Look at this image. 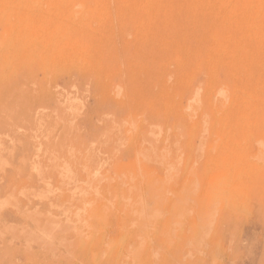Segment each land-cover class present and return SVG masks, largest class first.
<instances>
[{"label":"rangeland","instance_id":"obj_1","mask_svg":"<svg viewBox=\"0 0 264 264\" xmlns=\"http://www.w3.org/2000/svg\"><path fill=\"white\" fill-rule=\"evenodd\" d=\"M126 1L0 0V264H264V128L224 134L264 74V19L243 0ZM21 24L43 55L14 46ZM238 154L262 179L204 208L209 168Z\"/></svg>","mask_w":264,"mask_h":264},{"label":"bare ground","instance_id":"obj_2","mask_svg":"<svg viewBox=\"0 0 264 264\" xmlns=\"http://www.w3.org/2000/svg\"><path fill=\"white\" fill-rule=\"evenodd\" d=\"M12 1V0H11ZM31 1H35V0H31ZM98 2H99V0H98ZM126 2H128V0L126 1ZM179 2V1H178ZM188 2H189V0H188ZM243 4H244V7L243 8H241L240 9V7H239V9H240V12H243V13H246V14H248V11H251V12H253L254 11V15L253 16H255L256 18H261V19H264V0H243ZM180 3V2H179ZM186 3V2H185ZM190 3V2H189ZM210 3L211 4H213V0L212 1H210ZM218 3V2H217ZM216 3V4H217ZM228 0L226 1V5H228ZM117 4V3H116ZM174 4V3H173ZM19 5H21V3H19ZM111 6V5H110ZM213 6H216V5H213ZM1 7V6H0ZM112 7V6H111ZM168 7V6H167ZM237 7V8H238ZM7 8V7H6ZM114 8V7H113ZM117 8H118V5H117ZM188 8V7H187ZM229 8V7H228ZM77 8H75V10H76ZM162 9V8H161ZM80 10V9H79ZM111 10H113V9H111ZM205 11H207V10H205ZM216 11H217V9H216ZM115 12V11H114ZM170 12V11H169ZM231 12H232V15H231V17H230V20L231 21H229L228 23H229V27H233V25H235V26H238L239 24H240V22H239V20L241 19V14H238V15H235L234 14V8L233 9H231ZM75 13V12H74ZM112 13H113V11H112ZM175 14V13H174ZM190 14V13H189ZM207 14V13H206ZM82 15V14H81ZM113 15V14H112ZM114 16V15H113ZM120 16V15H119ZM213 16V15H212ZM154 17V16H153ZM161 17H162V14H161ZM161 17H160V19H161ZM200 17V16H199ZM206 17V16H205ZM249 17V16H248ZM254 17V18H255ZM180 18V17H179ZM242 18H244V17H242ZM177 20V19H176ZM196 20L198 21V19L196 18ZM20 21H22V20H20ZM121 21V20H120ZM204 21H206V19L204 20ZM157 22V21H156ZM13 23H14V21H13ZM116 23V22H115ZM205 23V22H204ZM110 24V23H109ZM119 24V23H118ZM157 24V23H156ZM198 24V23H197ZM210 24V23H209ZM202 25V24H201ZM18 26V25H17ZM21 28H23L25 25L24 24H21ZM28 26V25H27ZM155 26V25H154ZM210 26H211V24H210ZM30 27V26H29ZM28 27V28H29ZM190 27V26H189ZM227 25H224L223 27H222V29H225L226 31H228V30H230V28H229ZM250 27V29H251V27H253V25L251 24V26H249ZM12 27L9 25V30L11 29ZM111 28H113V27H111ZM146 28V27H145ZM204 28H205V26H204ZM209 28H212V26L211 27H209ZM254 28V27H253ZM108 29V28H107ZM13 31H15L16 29H12ZM88 30V29H87ZM120 30H121V28H120ZM119 30V31H120ZM136 30V29H135ZM208 30V29H207ZM27 30L26 29H21V30H19L18 31V37H17V39L14 41V46H16V45H18V41L21 39V38H23V37H25L26 39H27V42H26V45L24 46V48H26V49H28V52L29 51H31V52H34V53H37L38 55H43V51L41 50V45L39 44V43H37V42H35L34 40H33V42H32V39H31V37H35L37 34H38V31H33V30H29V32H32V34L31 33H28V32H26ZM104 31V30H103ZM124 31V30H123ZM179 31V30H178ZM202 31V30H201ZM218 31V30H217ZM15 32H17V30L15 31ZM111 32V31H110ZM118 32V31H117ZM159 32V31H158ZM176 32H177V30H176ZM197 32V31H196ZM195 32V33H196ZM204 32V31H203ZM239 32V31H238ZM12 33L13 32H11V35H12ZM105 33H106V29H105ZM104 33V34H105ZM109 33V32H108ZM108 33H107V35H108ZM116 33V32H115ZM125 33V32H124ZM167 34V33H166ZM198 34H201V33H199V31H198ZM207 34V33H206ZM224 34H225V32H224ZM233 33H230V35H232ZM4 35H5V33H4ZM9 35H10V33H9ZM161 35V34H160ZM112 36V35H111ZM158 36V35H157ZM202 36V35H201ZM228 36V35H227ZM226 36V37H227ZM37 37V36H36ZM119 37V36H118ZM128 37V36H127ZM176 37H177V34H176ZM203 37V36H202ZM216 37H217V39L218 40H216L217 41V43H219L220 45L219 46H217L216 47V51L217 52H219V51H223V49H224V45L222 44V41H221V35H220V33H217L216 34ZM225 37V36H224ZM106 38V37H105ZM117 38V37H116ZM123 38H124V36H123ZM122 38V39H123ZM162 38V37H161ZM182 38V37H181ZM160 39V38H159ZM169 39V38H168ZM226 39H229V37H227ZM234 39V38H233ZM238 39H239V37H238ZM115 41H116V39H114ZM127 40V39H126ZM137 40V39H136ZM135 40V41H136ZM123 41H124V39H123ZM122 41V42H123ZM141 41V40H140ZM168 41V40H167ZM240 41V40H239ZM110 42V41H109ZM121 42V41H120ZM121 42V43H122ZM116 43H118V42H116ZM135 43V42H134ZM137 43V42H136ZM181 43V42H180ZM206 43V42H205ZM110 44V43H109ZM144 44H146V43H144ZM117 45V44H116ZM121 44H119V46H120ZM134 44L132 43V46H133ZM44 48H45V46L44 45H42ZM106 46H108V45H106ZM124 46V45H123ZM131 46V47H132ZM137 46H139V45H137ZM154 46V45H153ZM46 47H48V46H46ZM111 47H113V46H111ZM115 47H117V46H115ZM141 47V46H140ZM145 47V46H144ZM104 48V47H103ZM106 48V47H105ZM121 48V47H120ZM125 48V47H124ZM127 48V50H128V48L129 47H126ZM154 48V47H153ZM119 49V48H118ZM131 49V48H130ZM134 49V48H133ZM158 49V48H157ZM157 49H155V50H157ZM106 50H108V49H105V52H106ZM121 50V49H120ZM122 50H123V52H125L124 51V49H123V47H122ZM149 50V49H148ZM111 51V50H110ZM129 51V50H128ZM58 52H60V53H63V51H58ZM117 52V51H116ZM136 52V51H135ZM149 52V51H148ZM120 53V52H119ZM118 53V54H119ZM127 53V52H126ZM108 54V53H107ZM130 54H132L131 52H130ZM136 54H139V53H136ZM141 54H142V52H141ZM140 54V55H141ZM145 54V53H144ZM149 54H152V53H150L149 52ZM220 54V53H219ZM122 55V54H121ZM124 55V54H123ZM126 56H127V54H126ZM136 56V55H135ZM167 56V55H166ZM245 56V55H244ZM262 56V55H261ZM125 57V56H124ZM143 57H144V55H143ZM264 57V56H263ZM146 58V57H145ZM206 58V57H205ZM208 58V57H207ZM127 59H129L128 57H127ZM149 59H151V58H149ZM261 59V58H260ZM263 59V58H262ZM135 60V59H134ZM247 60V59H246ZM120 61V60H119ZM126 61V60H125ZM138 61H139V58H138ZM140 62H142L141 60H140ZM149 62H151V61H149ZM156 62V61H155ZM252 62V61H251ZM134 63H136L137 64V62H134ZM143 64H144V62H142ZM120 64H121V62H120ZM139 64V63H138ZM152 64H154V63H152ZM252 64V63H251ZM79 65V64H78ZM149 65V64H148ZM253 65V64H252ZM115 66H116V63H115ZM158 66V65H157ZM150 67V66H149ZM153 67V66H152ZM150 69H152V68H150ZM23 70V69H22ZM155 71V70H154ZM248 71H246V73H247ZM157 73V72H156ZM189 73V72H188ZM35 75H36V73H34ZM125 75V74H124ZM152 75V74H151ZM249 74H244V76L246 77V76H248ZM235 76H236V80H238L239 78H241L242 76H239V73H238V70H237V73H235ZM250 76L251 77H253V75L252 74H250ZM124 79V78H123ZM73 80V79H72ZM132 80V79H131ZM139 80V79H138ZM149 80V79H148ZM152 81V80H151ZM138 82V81H137ZM148 82V81H147ZM155 82H156V80H155ZM117 83V82H116ZM142 83H143V81H142ZM152 83H153V81H152ZM256 83H258L257 84V87H258V89H254V93H248V92H245L244 91V93L246 94V95H248L249 97L248 98H242V97H239L238 96V103L236 104V106H237V108H236V112L234 113V114H228L227 115V118H228V121H227V124H226V130L224 131V134L225 133H228L227 134V136L228 137H230V138H233L234 140H239L240 139V137H244V133H243V129H242V126H244V125H253V126H255V127H257V126H259V127H262V128H264V108H263V104L262 105H255V104H253V97H255V96H258L259 94H261L262 96H264V74H261L259 77H258V81L256 82ZM263 84V86H261V87H259V84ZM115 84V83H114ZM142 85V84H141ZM167 85V84H166ZM127 86V85H126ZM138 86V85H137ZM142 86H144V85H142ZM147 86H148V84H147ZM117 87V86H116ZM139 87H140V84H139ZM144 88H146V87H144ZM235 88V87H234ZM239 88H240V86H236V90H235V94L237 95V93L240 91L239 90ZM73 89H74V87H73ZM118 89H120V88H118ZM142 90V89H141ZM77 91H78V89H77ZM119 91H122L121 89L119 90ZM144 91V90H143ZM225 91V90H224ZM202 92V91H201ZM226 92H228L227 90H226ZM229 93V92H228ZM84 94H85V92H84ZM119 94V93H118ZM155 95H156V93H155ZM172 95V94H171ZM170 95V96H171ZM179 95V94H178ZM235 95V96H236ZM77 96V95H76ZM90 96V95H89ZM180 96V95H179ZM196 96V95H195ZM229 96V95H228ZM82 98V97H81ZM150 98H152V97H150ZM170 98V97H169ZM231 98V97H230ZM232 98H233V96H232ZM75 99L76 98H68V100L70 101V103L71 104H73L74 103V101H75ZM87 99V98H86ZM247 99H249V101L247 102L246 100ZM151 100V99H150ZM229 100V99H228ZM239 101H242V102H239ZM246 101V102H245ZM161 104V103H160ZM227 104V103H226ZM232 104L233 105H235V103H234V101H232ZM231 104V105H232ZM84 105V104H83ZM262 106V107H261ZM218 110L216 109L215 110V112H217ZM248 111H250V112H252V115H253V113H254V115L256 114V117H257V115L258 114H260L259 115V117L257 118V119H253V118H250V116L251 115H248ZM69 112V111H68ZM74 114H75V112H73ZM114 114V113H113ZM198 114V113H197ZM221 114V113H220ZM212 115H214V111L212 112ZM128 116V115H127ZM204 116V115H203ZM63 117V116H62ZM72 117V116H71ZM75 120V119H74ZM144 121V120H143ZM115 122V121H114ZM217 123V120L216 121H214L213 123H212V128H211V130L213 129V127H214V124L216 125V123ZM98 123V122H97ZM231 123H234V124H232L231 125ZM113 124V123H112ZM120 125V124H119ZM118 125V126H119ZM128 125H130V124H128ZM132 125H133V123H132ZM117 126V125H116ZM122 126V125H121ZM131 126V125H130ZM129 126V127H130ZM149 126V125H148ZM157 126V125H156ZM112 127H113V125H112ZM123 127H124V125H123ZM136 127V126H135ZM147 128H149V127H147ZM146 128V129H147ZM161 128V127H160ZM159 128V129H160ZM150 129H151V127H150ZM155 129V128H154ZM228 129H230V130H228ZM236 129V131H235V133H234V135H233V130H235ZM130 130V129H129ZM137 130V129H136ZM138 131V130H137ZM160 131V130H159ZM186 131V130H185ZM222 131V130H221ZM227 131V132H226ZM127 132V131H126ZM131 132V131H130ZM145 132H146V130H145ZM150 132V131H149ZM128 133V132H127ZM158 133V132H157ZM160 133V132H159ZM158 133V134H159ZM263 133H264V131H263ZM120 134V133H119ZM130 134V133H129ZM128 134V135H129ZM221 134H223V133H221ZM157 135V134H156ZM134 136H135V134H134ZM168 136V135H167ZM105 137V136H104ZM145 137V136H144ZM170 137V136H169ZM220 137L221 138H224L225 136H223V135H220ZM175 138L176 137H174V140H175ZM143 140V142L145 143V140L144 139H142ZM217 140H218V138H217ZM263 140V139H262ZM157 141H158V139H157ZM264 141V140H263ZM119 142V141H118ZM106 143V142H105ZM120 143V142H119ZM150 143V142H149ZM148 143V146L150 145ZM127 144V143H126ZM132 144V143H131ZM108 145V144H107ZM109 146V145H108ZM140 146V145H139ZM151 146V145H150ZM226 147V149L228 150V149H231V147L230 146H228V145H225ZM105 147V146H104ZM122 147H123V145H122ZM152 147V146H151ZM213 147V146H212ZM137 148V147H136ZM197 149V148H196ZM154 151V150H153ZM152 151V152H153ZM115 152V151H114ZM135 152H137V151H135ZM119 153V152H118ZM134 153V152H133ZM155 153V152H154ZM129 154V153H128ZM135 154V153H134ZM130 155V154H129ZM136 155V154H135ZM152 155H153V153H152ZM105 156V155H104ZM138 157H139V155H137ZM136 156V157H137ZM136 157H134L135 159H136ZM236 157V160L237 161H239L241 164L240 165H238L237 164V166L235 165V166H233V167H226V165L228 164V162L227 161H225V162H222V164L221 163H218V164H213V165H211V167L209 168V170H208V172L210 173V180L211 181H209L208 183H206V188H205V192H204V194H205V197H203V200H202V202L204 201V202H206L207 204L204 206V208H206L207 209V205H210V204H212L213 206H209V207H211V208H213V207H215L214 206V204L215 203H219V205L221 204H223V202L224 201H228V200H231V202L232 201H234V200H237V201H239V198L238 199H235V194H239L240 192H242V191H246L249 187H250V181H252L251 179L253 178H258L259 180H261L262 179V169H261V167H259L257 164H255V163H253L252 162V159H250V158H244V156L242 155V154H238V155H236L235 156ZM142 158V157H141ZM154 158V157H153ZM244 158V159H243ZM135 159H133V161L135 160ZM143 159V158H142ZM163 159V158H162ZM243 159V160H242ZM138 160H140L139 158H138ZM145 161H146V158L144 159ZM149 160V159H148ZM141 161V160H140ZM140 161H138V162H140ZM146 163V162H145ZM139 164V163H138ZM140 165V164H139ZM149 165V164H148ZM139 169H140V167H139ZM222 170V172H224V178L223 177H221V178H218V180L220 181V182H218L217 184H213L214 182H215V178H213L212 176H215L216 174H214L215 172H219V171H221ZM154 173V172H153ZM123 177L125 178L126 177V175L124 176L123 175ZM132 177V176H131ZM62 178V177H61ZM119 178V177H118ZM108 179L109 178H107L106 180L108 181ZM126 179V178H125ZM128 179V178H127ZM132 180H134L133 178H131ZM136 179V178H135ZM141 179H142V177H141ZM119 180V179H118ZM132 180H130V183H131V181ZM162 180V179H161ZM110 181V180H109ZM108 181V182H109ZM114 181V180H113ZM120 181V180H119ZM128 180H126V182H127ZM258 181V180H257ZM112 182V181H111ZM111 182H109V183H111ZM124 182V184H125V187H126V183H125V181H123ZM122 182V183H123ZM147 182V181H146ZM92 183V182H91ZM142 182H140V184H141ZM152 183V182H151ZM258 183H260V181H258ZM124 184H122V185H124ZM136 184H138V183H136ZM140 184H138L139 185V187H141L140 186ZM144 184V183H143ZM146 184V183H145ZM144 184V185H145ZM246 184H248V186L246 185ZM128 186H130V185H128ZM247 187V188H246ZM141 188H143V186L141 187ZM140 188V189H141ZM121 189V188H120ZM151 189V188H150ZM129 190V189H128ZM137 190V189H136ZM149 190V189H148ZM136 192V191H135ZM142 192V191H141ZM82 194V193H81ZM135 194V193H134ZM121 195V194H120ZM128 195H130V193L128 194ZM131 195H132V193H131ZM142 195V194H141ZM233 195V196H232ZM237 195H236V197H237ZM82 196V195H81ZM124 196V195H123ZM136 195H134V197H135ZM240 196V198H241V195H239ZM243 196V195H242ZM101 197V196H100ZM106 197V196H105ZM119 197H121V196H119ZM131 197H133V196H131ZM130 197V198H131ZM141 197V196H140ZM143 197V196H142ZM98 198V197H97ZM122 198V197H121ZM243 199H244V197H242ZM116 199V198H115ZM129 199V198H128ZM119 200V202H120V198L118 199ZM149 200V199H148ZM116 201H117V199H116ZM125 201V200H124ZM131 201H132V199H131ZM139 201H143L142 199H140ZM241 201H243V200H241ZM109 202L110 201H108V205H110L109 204ZM115 202V201H114ZM123 202V201H122ZM107 203V202H106ZM126 203V202H125ZM214 203V204H213ZM225 203V202H224ZM116 204V203H115ZM123 204V203H122ZM129 204H131L130 203V201H129ZM142 204V203H141ZM144 204H146V203H144ZM148 204V203H147ZM226 204V203H225ZM119 205V204H118ZM124 205V204H123ZM122 206V205H121ZM126 207L128 206V205H125ZM133 206V205H132ZM142 205H140V207H141ZM150 206V205H149ZM147 207V206H146ZM208 207V208H209ZM106 208V207H105ZM125 208V207H124ZM132 208V207H131ZM216 208V207H215ZM215 208H213L214 210H215ZM219 208V207H218ZM228 208V207H227ZM114 209V208H113ZM122 209H123V207H122ZM126 209V208H125ZM141 209H142V207H141ZM144 209V208H143ZM142 209V210H143ZM213 209H212V212L209 210V213L211 212V214L213 213ZM229 209V208H228ZM61 210V209H60ZM91 210V209H90ZM218 210V212H219V209H216L215 211H217ZM125 211V210H124ZM127 211H128V209H127ZM144 211V210H143ZM142 211V212H143ZM204 211V214L207 212V210H203ZM214 211V212H215ZM105 212V211H104ZM103 212V213H104ZM119 212V211H118ZM141 212V213H142ZM218 212H217V215H218ZM236 212V211H235ZM102 213V212H101ZM120 213V212H119ZM118 213V214H119ZM134 213V216H136L135 215V212H133ZM94 214V213H93ZM100 214V213H99ZM120 214H122V213H120ZM123 214H125V213H123ZM143 214V213H142ZM144 214H145V212H144ZM143 214V215H144ZM90 215V214H89ZM216 215V216H217ZM123 216V215H122ZM122 216H121V218H122ZM126 216V215H125ZM156 216V215H155ZM207 217H209V215H208V212H207V215H206ZM96 217V216H95ZM127 217V216H126ZM139 217H140V215H139ZM145 217V216H144ZM144 217H142V218H144ZM148 217V216H147ZM147 217H145V218H147ZM202 217V216H201ZM183 218V217H182ZM198 218V217H197ZM212 218H214V216L212 217ZM216 218V217H215ZM126 219V218H125ZM104 220V219H103ZM140 220V219H139ZM213 220V219H212ZM116 221V220H115ZM114 221V222H115ZM142 221V220H141ZM95 222V221H94ZM93 222V223H94ZM121 222V221H120ZM208 223H209V221H208ZM107 224V223H106ZM130 225H132L131 223H129ZM146 224V223H145ZM148 224V223H147ZM202 224V223H201ZM5 225V224H4ZM144 225V224H143ZM209 225H210V223H209ZM101 226V225H100ZM215 226V225H214ZM102 227V226H101ZM122 227V226H121ZM124 227H126V226H124ZM131 227V226H130ZM133 227V226H132ZM131 227V228H132ZM142 227H146L145 225L144 226H142ZM103 228H106V227H103ZM102 228V229H103ZM107 228H108V226H107ZM106 228V229H107ZM111 228V227H110ZM134 228V227H133ZM211 228V227H210ZM129 229V228H128ZM204 229H206V228H204ZM89 230H91L90 228H89ZM89 230H88V233H89ZM104 230V229H103ZM130 230V229H129ZM135 230V229H134ZM201 231H203L202 229H200ZM209 229H207L206 230V233H207V231H208ZM211 230V229H210ZM214 230V229H213ZM96 231H98V230H96ZM124 231V230H123ZM201 231H199V232H201ZM122 232V231H121ZM182 232V231H181ZM213 232V231H212ZM128 233H130L129 231H128ZM128 233H126L127 235H128ZM134 233V232H133ZM196 233H198V230L196 231ZM106 234H109V233H106ZM199 234V233H198ZM211 234V233H210ZM91 234H89V236H90ZM97 235H99V234H97ZM204 235H205V233H204ZM136 236V235H135ZM196 236H198L197 234H196ZM203 235H201V237H202ZM205 237H207V235H205ZM91 238V237H90ZM104 238H106V237H104ZM108 238V237H107ZM124 238V237H123ZM133 238V237H132ZM136 238V237H135ZM208 238V237H207ZM202 239V238H201ZM121 240V239H120ZM119 240V241H120ZM105 241V239H103V242ZM126 241V240H125ZM92 242H94V240L92 241ZM92 242L90 243V244H92ZM103 242H102V245H103ZM133 243V242H132ZM94 244H96V243H94ZM124 244H126V243H124ZM154 244V243H153ZM208 244V243H207ZM111 245H112V243H111ZM107 246V245H106ZM108 246H110V244L108 245ZM111 247V246H110ZM98 248V247H97ZM112 248V247H111ZM114 248H116V247H114ZM128 249V248H127ZM132 249V248H131ZM130 249V250H131ZM122 250V249H121ZM123 251V250H122ZM112 252H113V250H112ZM121 252V251H120ZM126 252V251H125ZM126 254H127V252H126ZM110 255H111V253H110ZM99 257V256H98ZM88 258V257H87ZM116 258H118V257H116ZM104 259V258H103ZM13 260V259H12ZM98 260H100V259H98ZM97 260V261H98ZM118 260V259H117Z\"/></svg>","mask_w":264,"mask_h":264}]
</instances>
